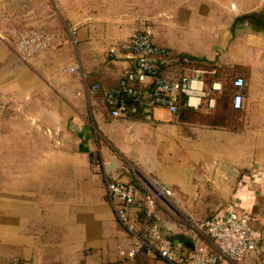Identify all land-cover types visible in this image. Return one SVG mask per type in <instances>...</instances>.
Segmentation results:
<instances>
[{"label": "crops", "instance_id": "crops-1", "mask_svg": "<svg viewBox=\"0 0 264 264\" xmlns=\"http://www.w3.org/2000/svg\"><path fill=\"white\" fill-rule=\"evenodd\" d=\"M143 29L157 48L206 70L205 88L219 83L212 109L171 114L138 103L109 115L99 95L130 68L116 45ZM25 31L54 42L21 58ZM168 58L162 75L177 79L183 66ZM96 155L99 170L89 166ZM123 161L166 187L174 216L190 222L164 223L170 239L213 249L196 221L241 210L251 227L264 225V0H0V264H167L144 251L117 254L131 241L104 183L133 182ZM221 264H264V247Z\"/></svg>", "mask_w": 264, "mask_h": 264}, {"label": "built area", "instance_id": "built-area-1", "mask_svg": "<svg viewBox=\"0 0 264 264\" xmlns=\"http://www.w3.org/2000/svg\"><path fill=\"white\" fill-rule=\"evenodd\" d=\"M67 31L72 34L73 29L69 27ZM53 42V35L29 32L17 38L15 49L21 58H28L46 49ZM116 47L130 60V68L119 81L123 94L134 97L143 106L162 107L171 114L176 112L180 99L181 105L192 110H198L202 104L206 110L213 108L220 85L216 81H210L207 87H204L200 74L206 70L183 64V72L177 79L159 77L156 74L155 58L160 50L153 45L148 30L134 32ZM69 70L75 71L76 67H70ZM148 86L149 90L146 89ZM231 86L230 106L239 110L243 100V78L234 77ZM98 88L96 83H92L87 91L96 94ZM99 100L108 107L112 117L123 116L133 109L126 107L116 89L103 91ZM104 188L118 222L134 237L128 251H119L122 257H131L143 249L145 253L155 255L167 264H221L224 261H239L264 247V225L258 229L251 227L249 215L241 210L230 213L225 218H209L198 224L213 243V249H208L200 243L193 244L191 248H184L161 234L158 224L150 222L147 214L139 228L130 222V219H135L128 213L129 209L141 207L144 201L148 204L154 195L161 198L171 195L161 183L153 179V193H146L143 202L136 199V186L133 183L105 181Z\"/></svg>", "mask_w": 264, "mask_h": 264}, {"label": "rangeland", "instance_id": "rangeland-1", "mask_svg": "<svg viewBox=\"0 0 264 264\" xmlns=\"http://www.w3.org/2000/svg\"><path fill=\"white\" fill-rule=\"evenodd\" d=\"M46 11L49 12L48 6H46ZM29 32L30 31H25L23 33V35L26 34V33H29ZM46 34H48V33H46ZM49 35H52V34H49ZM28 58H30V57H28ZM28 58H24V59H28ZM96 149H97V147H96ZM92 157H90V160H91ZM94 160H95V162H92V160L89 162L90 169L92 168L93 170H99L100 167H101L100 166L101 163H103L102 160H101V157L96 155V157L94 156ZM121 166L123 167V169L127 170V173L130 174L131 177H133L132 180H131V181H133L132 183L136 184L137 187L139 186L137 189H138V191H141V192L138 195L139 197L137 199L139 201L143 202L144 201V196H145L146 193H149V192L153 193V188H152L153 179L151 177H147V176H144L142 174L138 175V173H137V171L139 169L138 165H136V164H134L132 162H126L125 163L123 161V163H121ZM168 197L161 198L160 196L154 195V196H152V201H150L148 204L145 203V201H144V203L142 204L141 207H138L135 210L133 208L128 210V213H130V216H132V218L134 217V219H135V221L133 219H130V222L135 227L139 228L141 226V224H142V220L146 217V214H147V215H149V221L150 222L158 224L159 231H160L161 234L163 233L162 231H164L163 225L166 222H169V221L178 222V220H179V222H181V223L182 222L188 223L189 221H185L184 218L178 217L179 215L177 217L174 216L175 215V213L173 211L174 208L172 209V207L174 205L172 203H170ZM94 206L95 205H90V208H92ZM109 206H110V210H111L116 222L121 226V228L127 234V238L129 237V239L131 241V243H130V245H129V247L127 249H123L121 247H117V254L119 255V251H121V250L128 251L130 249L134 237L130 233H128L125 230V228L118 222V220H117V218L115 216L114 210H113L112 206L110 205V203H109ZM139 209H140L141 212L144 211L145 217H143V218L137 217L136 214H137ZM202 221L203 220L196 221V225L200 224ZM74 226H75V222H74ZM143 251H144L143 249H140L136 253L143 252ZM143 253H145V251ZM134 255H132V256L134 257ZM132 256L131 257H127V258L123 257V258L124 259H128V258H132Z\"/></svg>", "mask_w": 264, "mask_h": 264}, {"label": "trees", "instance_id": "trees-1", "mask_svg": "<svg viewBox=\"0 0 264 264\" xmlns=\"http://www.w3.org/2000/svg\"><path fill=\"white\" fill-rule=\"evenodd\" d=\"M158 50H160V53H158L157 54V57L155 58V60H156V65H155V72H156V74L159 76V77H164L163 75H162V67L164 66L163 64H162V56L163 57H167L168 55H169V60L171 61V62H173L174 64L176 63V64H179V65H183V64H186V65H189V66H196L194 63H193V61H192V59L189 57V56H186V55H182V54H178V53H171L170 52V50H163V49H159V48H157ZM168 52H170V53H168ZM165 78V77H164ZM123 79V77H121L119 80H118V82H117V84L115 85V86H112L111 88L112 89H116L117 91H118V94H120L121 96H122V98H123V102H124V104L126 105V107L128 106V105H138V102L134 99V97H132V96H129V95H125V94H123L122 93V91H121V87L119 86V81L120 80H122ZM111 88H109V89H111ZM147 90H149V86L146 88ZM106 90H108V89H106ZM184 111H188V110H186V108H183V105H181V99H180V103L178 104V106H177V110H176V112H184ZM175 112V113H176ZM137 217H139V218H143V217H145V213H144V211H140V209L138 210V212H137ZM169 238V237H168Z\"/></svg>", "mask_w": 264, "mask_h": 264}, {"label": "water", "instance_id": "water-1", "mask_svg": "<svg viewBox=\"0 0 264 264\" xmlns=\"http://www.w3.org/2000/svg\"><path fill=\"white\" fill-rule=\"evenodd\" d=\"M250 18L254 19L253 16H250ZM170 240L175 244L183 245L185 247H191L190 242L182 235L179 234L172 235Z\"/></svg>", "mask_w": 264, "mask_h": 264}]
</instances>
